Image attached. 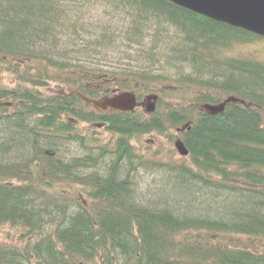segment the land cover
<instances>
[{
	"label": "trees",
	"instance_id": "obj_1",
	"mask_svg": "<svg viewBox=\"0 0 264 264\" xmlns=\"http://www.w3.org/2000/svg\"><path fill=\"white\" fill-rule=\"evenodd\" d=\"M64 1L101 2L106 16L124 18L118 34L128 46L141 45L146 32L157 41L164 25L173 28L179 38L164 44L160 54L169 67L189 68L176 81L181 89L202 92L169 112L163 124L158 113L147 121L141 114H97L76 95L44 94L50 84L91 99L111 87L152 93L165 80L145 69L108 74L72 64L59 52L63 29L69 37L84 33L97 40L80 44L82 55L88 47L110 48L115 41L107 31L90 35L81 18L67 20ZM61 2L0 0V225L21 231L18 246L0 244V264H264V132L254 117L231 108L225 120L199 113L181 135L188 156L155 164L166 191L152 195L154 202L137 201L132 175L148 162L130 144L135 136L162 134L167 126L190 121L195 102L210 103L208 73L219 93L235 92L242 78L253 87L248 73L225 72L218 52L255 36L165 0ZM155 51L140 55L153 60ZM94 82L99 87L89 93L87 85ZM64 113L86 126L63 122ZM89 124L104 125L115 138L100 146ZM64 144H76L87 155L65 162L59 156ZM229 235L261 242L262 252L239 242L233 249L224 246L221 239Z\"/></svg>",
	"mask_w": 264,
	"mask_h": 264
},
{
	"label": "rangeland",
	"instance_id": "obj_2",
	"mask_svg": "<svg viewBox=\"0 0 264 264\" xmlns=\"http://www.w3.org/2000/svg\"><path fill=\"white\" fill-rule=\"evenodd\" d=\"M67 10L70 11V14L67 16V20H77L78 18L82 19L87 25L85 29L90 35H98L102 31H107L105 36L113 35V46L106 48L104 45L101 49L93 50L91 47H88L87 55H82L77 50H79V45L88 43L94 44V37L85 36L84 33L79 37H69L67 29H63L60 33L63 34V37H60V49L59 52L66 56L67 59L71 60L72 64L81 65L86 68L91 69H101L104 72L111 74L112 72H118V70L127 69V72L137 73L138 71L145 69L146 72L150 73L152 76H161L164 77V82L156 85L157 89L162 90L161 101L158 107L157 113L159 117H162L163 121L169 112L177 110L181 106L188 105V103H193L195 97L198 96L202 91L200 88H191V86L186 87L185 90L181 89L180 84H177L178 79H182L183 76L188 75L189 68L186 66H172L169 67L166 65V61L163 60V54H160L164 48V44H169L170 42L176 41L179 38L177 32L170 27L163 26L164 33L162 38H158L157 41H154L153 33L146 32L145 39L139 44H124L123 41L119 38V32L122 30L123 25L122 17H108L105 14L107 9L101 2L95 3H70L64 1ZM59 3H62L59 0ZM63 4V5H64ZM69 21L66 23L68 27ZM228 37V36H227ZM78 38V39H77ZM167 41L166 43H164ZM236 43L233 42L231 45H227L224 48L219 49V57L223 60L227 55V52H234L236 50ZM156 47L155 56L153 60L148 58H143L142 53H146L149 49ZM235 48V49H234ZM77 51V53H75ZM92 51L96 52L94 54ZM141 53V55H140ZM91 71V70H90ZM9 76H4L3 80L6 81ZM179 87V88H178ZM167 89L176 90L175 93L164 94ZM65 92L66 89L59 84H50L42 92L46 95H60ZM146 94V93H145ZM142 110V107L139 108ZM61 120L66 122V118L62 117ZM86 126V125H84ZM183 124L177 127H166V131L163 134H153L152 137H143L138 136L133 142L135 151L139 156H142L146 163V168L143 170H138L136 174L132 175L135 177L134 183L137 188V201L138 203H145L147 201H153L154 198L152 195H157L160 192L165 190V179L163 178V173L155 169V164H176L182 162L181 158L174 150L173 144L176 139L179 138V133L177 130ZM95 139L100 142V146L109 144L113 138H115L111 133L106 132L105 129L100 130L97 127H94L90 130ZM154 145V147H152ZM148 147V152L144 149ZM96 152V151H95ZM158 153L157 156H153ZM87 155V152L82 147H79L76 144H64L60 148L59 156L62 157L63 161L69 162L74 159H82ZM2 160V159H1ZM187 162V161H185ZM92 171V170H89ZM90 203V202H88ZM21 231L18 228L11 227L9 225H0V244L4 246H18L19 237ZM224 246H229L233 249L234 242L241 243L240 245L243 248L251 250V252H262L259 244L261 242L255 239H243L238 238L237 236L229 235L224 239H221ZM247 244V245H245ZM264 249V248H263ZM264 251V250H263Z\"/></svg>",
	"mask_w": 264,
	"mask_h": 264
},
{
	"label": "flooded vegetation",
	"instance_id": "obj_3",
	"mask_svg": "<svg viewBox=\"0 0 264 264\" xmlns=\"http://www.w3.org/2000/svg\"><path fill=\"white\" fill-rule=\"evenodd\" d=\"M235 43L237 44L235 47L236 50L234 52H227V55L225 56V58H223L224 63L222 65V68L223 70H225V72L231 70V73H237V74L248 73L247 74L248 77L253 78V82L251 83L253 87L251 88L246 87L247 83L244 82V78H242L239 79L237 87H233V89L236 88L235 92L232 91L233 93H230L229 92L230 90L226 89L222 93H219L218 91L212 89L213 77L210 73H208L207 82L210 84L211 87L206 90L207 92L205 93V95L210 99V103L201 104V105H199L197 102L194 103L193 105L194 111L192 112L193 114L190 118V121L185 122L183 126L180 128V130H177V132L179 133V138L176 140L182 141L181 135L185 132V130L189 129V127L192 125L193 120L197 118L199 113H204L205 115H208L211 118L219 117L221 118V120H225L226 116L230 111L229 108L236 109L237 111L243 114L254 117L257 123V130L264 132V38L258 36L247 37L245 39H239L235 41ZM223 78L221 79V81L224 85H226L227 79H229V77L227 78L224 76ZM248 84H250V82H248ZM97 87L99 86L95 82L88 84L87 85L88 92L91 93L95 91ZM72 90L73 91L70 93L68 92L66 93L63 91L61 95L65 97L70 96L72 94L76 95L78 99H80L82 105L90 109L88 112H95L97 114L104 113L109 115H121V116L128 114L131 115L141 114L143 116L142 117L143 121L144 120L147 121L149 119L151 120L152 115L157 113V108L161 100L160 89H156L152 93L145 94L142 93L139 89H133L132 91H124L118 87H111V88H107V90H105V95L101 96L98 99H91L89 97L82 96L81 94L77 93L75 88H73ZM122 92H131L134 94L137 107L133 112H123L117 110L97 111L93 109L91 105L92 101H97L106 97H112ZM149 95H156L158 97L157 100L153 102L155 106V111L152 114H147L142 107L145 98ZM220 105L224 106L223 111L216 115H212L211 113L207 112L204 109L205 106L216 107ZM141 107L142 110H139V108ZM62 117L66 118L67 120L66 122H72L74 125L80 128L85 127L83 123H79L78 121H75L74 117L67 113H64ZM128 120L132 122L133 118H129ZM157 120L160 121L161 123L163 121L162 117H159ZM87 127L90 130L93 129L94 127H97L100 130L105 129V126L101 124H89L87 125ZM153 134L155 133H151L148 135H141V136L152 137ZM136 137L138 136H135L132 139H130L131 142L130 144L135 154L139 156L133 146L134 144L133 142H135ZM152 147H154V145ZM144 150L146 151V153H149L148 150L150 149H148L147 147ZM153 154H155L153 156H157L158 153H153Z\"/></svg>",
	"mask_w": 264,
	"mask_h": 264
},
{
	"label": "water",
	"instance_id": "obj_4",
	"mask_svg": "<svg viewBox=\"0 0 264 264\" xmlns=\"http://www.w3.org/2000/svg\"><path fill=\"white\" fill-rule=\"evenodd\" d=\"M165 1L212 21L264 38V0ZM157 98L156 95H149L145 98L142 107L147 114H152L155 111L153 102H155ZM91 105L93 109L97 111L117 110L133 112L137 107L135 96L131 92H122L112 97L92 101ZM223 108V105L204 107V109L212 115L221 113ZM174 149L180 157L185 158L188 156V150L182 141L176 140Z\"/></svg>",
	"mask_w": 264,
	"mask_h": 264
}]
</instances>
